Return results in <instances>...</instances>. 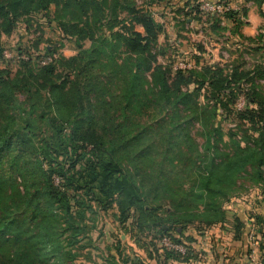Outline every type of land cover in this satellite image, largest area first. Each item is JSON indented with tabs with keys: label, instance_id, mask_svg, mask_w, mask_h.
<instances>
[{
	"label": "trees",
	"instance_id": "obj_1",
	"mask_svg": "<svg viewBox=\"0 0 264 264\" xmlns=\"http://www.w3.org/2000/svg\"><path fill=\"white\" fill-rule=\"evenodd\" d=\"M190 1L185 6L200 15L201 0ZM50 5L59 29L77 40V52L37 67L22 61L15 71L0 68V264H83L75 262L70 245L94 207L114 208L118 222L133 220L131 231L158 228V238L185 247L184 253L164 249L162 259L145 252L157 264L188 263L195 258L189 225L224 222L223 196L241 181L264 192V84H253L256 78L264 81V70L211 64L171 74L154 52L162 27L148 3L135 0H0V62L1 35L11 33L22 17L48 14ZM234 13L227 9L223 15L231 19ZM208 16L220 22L218 15ZM241 80L253 85L252 107L237 112L239 121L248 123L243 146L221 152L217 142L212 144L221 136H209L219 132L207 130L205 120L202 149L185 127L179 136L174 121L180 103L191 98L184 86H205L212 106L206 100L197 113L215 117L220 107L230 112L224 100ZM185 144L189 153L182 151ZM78 150L84 155L76 167ZM17 176L22 188L14 184ZM161 195L171 197L167 208L156 202ZM248 219L263 227L259 249L264 255V216ZM242 224L234 219L236 230ZM65 238L70 244H63ZM101 264L145 263L117 247Z\"/></svg>",
	"mask_w": 264,
	"mask_h": 264
},
{
	"label": "rangeland",
	"instance_id": "obj_2",
	"mask_svg": "<svg viewBox=\"0 0 264 264\" xmlns=\"http://www.w3.org/2000/svg\"><path fill=\"white\" fill-rule=\"evenodd\" d=\"M150 1L152 0H135L139 5L148 3L154 20L162 27L157 36V47L154 52L158 53V62L170 66L171 74L176 69L175 66L186 61L193 63L192 68L197 70H200L202 66L211 64H218L226 69L236 65L242 70H252L256 67L264 70V41L263 38L260 40V34H264V4L262 2L258 4L259 0H229L230 9L236 11L233 14L235 17L230 19L224 15H218L217 17L220 19L218 23L214 22L208 13L202 11L199 15L191 12L189 7L185 6L186 0ZM202 1L206 0L200 2ZM190 3L194 4L195 1L191 0ZM52 10L53 5H50L48 14L40 12L22 17L11 33L1 35L4 57L0 62V68L7 67L15 71L21 66L22 61H29V67L30 65L37 67V65H42L57 56H71L77 52V40L59 29ZM197 16H201L200 19ZM87 45L88 42L83 43L84 47ZM199 46H202L201 49ZM146 78L149 79L148 76ZM253 84L262 88L264 81L262 78H256ZM252 87L251 80L237 82L233 86L232 93L228 94L224 100L230 112H226V109L220 107L214 117L211 116L212 113L207 114L208 111L205 112V116L202 111L200 114L197 113L200 103L206 104V100H208L209 104H212V101L207 98L206 87L203 86L196 90L195 84L184 86L182 90L188 92L191 98L180 103V115L176 120L174 119V127L177 126L176 131L182 130V134L179 136H184L182 126L185 127L188 135H190V141L202 149L208 137L206 136V129L202 126V121L205 120L207 130L211 131L216 128V131L219 132L218 135L210 133L209 136H221V140L216 141L214 139L212 141V144L217 142L221 152L232 153L236 145L243 146L242 136L249 135V133L244 132L248 123L244 120L241 121V119L239 121L237 112L252 107L248 98ZM19 108V111L22 112L23 107ZM4 122L1 120V125ZM28 145H34L33 140L28 141ZM186 145H183L182 151L189 153ZM28 151L29 149L24 155ZM86 151L88 153V150ZM78 155L77 158L80 163H77L76 167L83 163V151L78 150ZM9 158L11 160L12 157ZM16 165L17 162H14L12 168H15ZM10 181L13 183L12 179ZM14 184L22 188L23 184L20 177H16ZM239 186L241 187L230 192L228 196H223L224 199L227 198L222 205L225 209L224 222L199 227L194 223L197 228L205 231L204 236L206 237L203 239L207 245L214 246L218 243L213 236L214 231L219 228L220 231L223 230L229 234L233 231L238 232L231 225V222L233 223L232 213L236 204L253 198L258 204L264 205L262 188L260 189L258 185L248 181H241ZM68 192L72 194L70 190ZM170 199L171 197L161 195L156 202L167 208L166 205ZM114 212V208L103 211L97 207H94L92 212L87 211L84 221L85 228L75 237V241H73L75 243L70 245L76 255L75 262L101 264L104 258L110 254H116L117 247L130 256L136 253L148 264L155 262V259L146 257L145 252L147 251L152 255L158 254L160 259L163 258L166 247L158 238L160 234L158 228H153L144 233L131 231L133 220L127 219L124 222H118L113 217ZM247 212L248 215L244 213V229L242 228L240 231H247L246 239L249 248L248 233L256 235L259 230L258 225L248 219L249 216L256 213L252 209ZM245 226L248 228L245 229ZM188 228L190 229L187 230H198L192 225H189ZM70 232H67L65 237L69 236ZM197 234L195 233V235ZM196 238L197 242H203L202 236ZM255 240L258 242L259 239L256 238ZM71 241L72 239L65 238L63 244H70Z\"/></svg>",
	"mask_w": 264,
	"mask_h": 264
},
{
	"label": "crops",
	"instance_id": "obj_3",
	"mask_svg": "<svg viewBox=\"0 0 264 264\" xmlns=\"http://www.w3.org/2000/svg\"><path fill=\"white\" fill-rule=\"evenodd\" d=\"M238 206V207H237ZM237 207V208H236ZM252 209V211L256 214L264 216V205L258 204L255 199H248L246 202H240L236 204L234 208L233 215V223L231 225L234 227V219L239 218L242 222H244V217L246 213L248 215V210ZM221 226V224H220ZM258 226V230L261 232L263 227ZM244 229V223L240 227L238 232H231V234L220 231V228L215 232L214 238L218 242L214 246L207 245L204 241L205 237L203 230H188L191 231L189 234L193 237V241L191 245L194 248L195 259H189L188 263L181 264H255L252 258L249 255V248L247 246L246 233L247 231H240ZM248 227L245 226V229ZM190 229V228H188ZM195 233H198L195 235ZM202 236L203 242H197L196 237ZM204 238V239H203ZM199 244V245H198ZM151 259V258H150ZM145 264H148L145 262ZM152 264H157V262H152ZM168 264H177L176 261H168Z\"/></svg>",
	"mask_w": 264,
	"mask_h": 264
},
{
	"label": "built area",
	"instance_id": "obj_4",
	"mask_svg": "<svg viewBox=\"0 0 264 264\" xmlns=\"http://www.w3.org/2000/svg\"><path fill=\"white\" fill-rule=\"evenodd\" d=\"M262 4H264V0H262ZM227 9H230L229 3L222 4L220 2L211 1V0H206L199 3V10L201 12L203 11L208 14L223 15L224 11ZM193 65H194L193 63L186 61V62H180L177 66H175V68L187 70V69H191ZM258 234L255 235L254 233H248V241L250 245L249 255L252 258V260L255 262V264H264V255L262 251L259 249V242L263 241V239ZM256 238L259 239L258 242H256L255 240ZM160 239L162 245H164L167 249L184 253L185 247L182 244L172 242L168 237H162Z\"/></svg>",
	"mask_w": 264,
	"mask_h": 264
}]
</instances>
